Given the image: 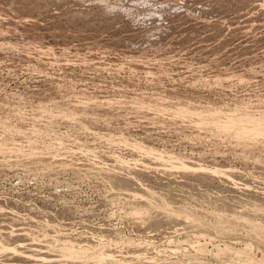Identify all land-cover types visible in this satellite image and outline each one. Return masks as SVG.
Instances as JSON below:
<instances>
[{
    "label": "rangeland",
    "instance_id": "obj_1",
    "mask_svg": "<svg viewBox=\"0 0 264 264\" xmlns=\"http://www.w3.org/2000/svg\"><path fill=\"white\" fill-rule=\"evenodd\" d=\"M0 264H264V0H0Z\"/></svg>",
    "mask_w": 264,
    "mask_h": 264
},
{
    "label": "bare ground",
    "instance_id": "obj_2",
    "mask_svg": "<svg viewBox=\"0 0 264 264\" xmlns=\"http://www.w3.org/2000/svg\"><path fill=\"white\" fill-rule=\"evenodd\" d=\"M14 241H15V240H14ZM10 242H11V241H10ZM7 243H8V242H7ZM8 244H9V243H8ZM23 244H24V243H23ZM13 245H14V244H13ZM15 245H16V243H15ZM15 245H14V247H12V245L9 244L8 246H3V248L6 249V250H11V249L16 250V248L19 246V242H18V246H17V247H16ZM17 249H19V248H17ZM20 249H21V248H20ZM28 254H29V253H28ZM43 254H44V253H43ZM68 255H69V254H68ZM26 258H27V257H26Z\"/></svg>",
    "mask_w": 264,
    "mask_h": 264
}]
</instances>
